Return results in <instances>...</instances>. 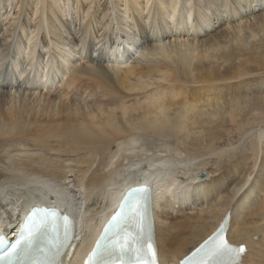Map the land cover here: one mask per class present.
Instances as JSON below:
<instances>
[{"label":"bare ground","instance_id":"obj_1","mask_svg":"<svg viewBox=\"0 0 264 264\" xmlns=\"http://www.w3.org/2000/svg\"><path fill=\"white\" fill-rule=\"evenodd\" d=\"M62 1L63 16L69 10L71 3L76 2L79 4L77 7L87 13L86 16L90 15L85 23L88 24L93 17H99V15H101L99 18L108 20L105 19L109 10L108 0H104L98 6L96 0ZM112 1L120 2V11L125 13V17L118 16L120 21L126 22V18L135 21L139 18L142 30L150 27L155 38L154 42L147 41L144 48H147L148 53L142 51L139 54L140 61L143 59L142 63H145V66L143 64L138 68L133 64L131 67L124 65V61L127 59H125L127 49H133L136 44L135 32H126V30L123 32L125 37L122 40L125 44L124 47L121 48L120 44H117L110 51L108 64H112L108 65V69H112L113 72L98 66H87V63L86 65L80 64V66H76L77 68L70 67L71 64L68 66L69 56L65 53L68 51H61L58 43L61 37V28L64 27V24H61L56 16L61 0H21V3L26 2L25 10L30 7V12L37 15L36 18H38H35L38 21L33 20L35 23H30V27H34V29L31 28L28 34L38 33L37 37H40L41 43L45 40L42 38L43 35L52 37L54 40L46 43L47 53L50 54L51 50V53L55 54V58L60 60V65L53 64V66L44 67L42 64L37 66L35 63L26 73L28 78L31 73L36 75L34 82L40 81L41 88L47 98L41 99L44 93H39L38 96H33L37 102L31 104L28 103L30 100L25 102V96L24 103H19L16 100L20 104H18L19 106L15 100V105L10 103L11 100L5 99L4 103L0 100V105L10 103L8 109L4 108L5 111L3 106H0V108L2 107L0 110V147H2L0 149V198L3 199L4 194L2 195V193L5 188L8 193L7 184L14 185L18 182L16 186H13L14 189H19L20 185L21 188L26 186L32 188L30 194L27 189V191L25 189L21 191L22 193L28 192L27 196L21 194L22 197L13 199L14 202L18 201L19 206L11 202L4 203L6 208L2 207L3 210H0V233L6 234L11 239L16 236L15 228L18 215L15 218L11 217V222L9 221L8 224L3 223L4 218L2 217L5 213L9 214L10 211L15 212L16 207H20L19 214L23 211V215L32 203L68 206L76 222L75 239L78 230L83 229L77 249L68 260V264H80L83 261L85 247L89 243L90 236L98 232L100 224L115 209L125 189L133 184H150L152 187L153 233L160 264L177 262L207 237L226 213L229 215L228 240L234 244H245L247 247L241 264H264V150L258 172H256L258 173L256 177L258 183H250L252 185L249 187L247 186L249 177L246 176H251L253 173L247 164L251 155H247L245 152L236 153L232 152L233 150H222L219 146L221 143L218 131L226 122L225 114H229L230 122L238 126L237 120L244 117V104L247 103L245 97L253 89L251 85L264 82L263 75L261 78H248L234 84H224L225 81L239 79L243 77L242 75L251 76L255 72L264 70V11H260L259 8L260 6L264 7V0L263 3L261 0ZM216 1L220 2V8L211 14L201 7L202 2L216 4ZM241 5L246 8V13L255 16L253 21L237 18L240 15ZM126 12H130L127 17ZM219 12L226 13L236 22L230 26H226V24L223 29L209 33L214 29L209 23L218 19ZM112 19L110 17V21ZM218 20L216 22H219ZM108 21H106L107 24ZM15 22L16 20L13 21V24ZM45 26L48 32H46ZM133 26L140 28L135 23ZM170 28H173L176 35L179 33V36L175 37L174 35L177 39L173 38L172 42L166 39L167 42L163 39L165 37L163 32L172 30ZM11 30L14 32L15 27ZM26 33L27 31L22 29L17 35L16 53H13V62L16 61L13 66L15 67L22 63H20V52L23 53V58L26 60L35 58V55L37 58L41 56L34 43H30L32 45L22 52L21 46L28 38ZM160 39L164 40V43L160 42ZM29 42L25 45H28ZM8 45L5 37L0 38L2 50L8 51ZM70 52L73 53L72 57L76 54L75 50ZM2 54L0 53V60L8 55L6 52L2 57ZM152 58H156V60H152ZM236 60L238 68L234 64ZM117 64L119 65L117 66ZM124 66L125 68H123ZM49 68L52 69V72L49 71ZM8 69L12 72V77L15 75L22 79L27 77L26 75L22 77L20 72L11 71V66ZM3 70L6 72V65L3 66ZM62 72L65 74L70 72L68 80L65 81L67 85L64 87L65 89L62 87L64 91L59 86L63 91L62 94L51 95ZM18 76L15 77L18 78ZM73 84H76L77 89L83 91H93L99 87L104 90L105 96L110 97L107 101L99 99V102H94L95 100H92L93 105L96 106L93 109L91 107L92 110H89L92 101H88V108L86 107L85 100L87 101V99H84L85 103L83 102V104L78 103L80 99L76 100L73 96L68 102H66L68 98L65 102L62 101L60 95L67 96L70 92L65 91L72 88ZM148 87L151 88L148 89ZM245 87L250 88L243 90ZM12 93L14 96L15 92ZM81 100L83 101V98ZM13 107H15L14 110ZM262 118L264 120L263 116L261 120ZM118 119L128 123L120 126L122 121L120 122ZM246 119H248L247 123L251 121L249 118ZM240 123L242 122L240 121ZM167 126L172 127V132L180 141L179 145L183 147H174L177 153L181 150L188 154H201L209 151V155L216 156H213L215 157V159L212 158L213 161H211V157L209 159L211 163L208 174L211 177L205 187L195 186L196 176H192L191 181L187 178L185 184L188 188L183 189H181L180 183H183L181 181L185 179L179 180L177 183L174 178L167 177L162 168L173 167L174 160L170 156L151 159L152 166L150 165L148 168L145 165L140 166L142 158L132 160L133 157L130 153L137 148V138L134 133L136 129L144 128L145 131L164 133ZM260 134L249 148L253 155H258L256 154L257 142L262 138ZM30 147H33V150ZM93 152L99 156V162L95 169L92 167L96 164ZM222 156L224 158L221 159ZM67 157L76 158L79 168H76L75 173L79 171L78 174H80L79 178H77V174L75 175L77 184L79 183L78 185L81 187L84 186L86 191V210L88 203L93 200L89 206L95 212L94 217H87L83 214V217H80L77 214V206L72 200L63 198L64 193L69 191H67L69 186L64 190L63 184L62 186L55 184L65 177L63 163ZM214 165L215 167L211 168ZM251 167L253 168V166ZM92 168L93 170L86 177V173ZM246 169L247 172L244 173ZM122 171L128 172L127 178L118 179L121 177ZM134 171L138 172V176H134L133 173H136ZM54 184L61 189L53 187ZM49 193L53 194L49 195ZM193 193H200L206 200L207 208L202 210L206 212L204 215H190L191 217L185 214L186 218L177 220L173 216V213H177L174 212L175 206L182 199L190 198L194 195ZM80 194L84 196L81 191ZM256 196H260V199L256 200L259 203L252 206L255 201L253 197ZM235 197L238 199L236 205L232 206ZM203 198H198V200L203 203ZM215 199L218 200L215 201ZM102 201L105 202L102 203ZM97 209L99 210L96 211ZM243 210L246 212L243 213ZM190 213H193V210H190ZM11 214L16 213L11 212ZM96 214L98 215L95 217ZM98 218L99 222L95 224L94 222ZM183 223L184 226H182Z\"/></svg>","mask_w":264,"mask_h":264},{"label":"rangeland","instance_id":"obj_2","mask_svg":"<svg viewBox=\"0 0 264 264\" xmlns=\"http://www.w3.org/2000/svg\"><path fill=\"white\" fill-rule=\"evenodd\" d=\"M103 1L104 0H96L97 6H98V4L103 3ZM108 2H109V5H108L109 10L107 12V16L105 15L106 16L105 19L109 20V21L106 20V21H108L109 25L107 24V22L105 20L99 18L101 16L99 14H98L99 17L98 16L93 17V19H91L88 24L85 23V21L87 22V19L90 17V15L88 14V16H86L87 13L84 12V10H82V8L77 7L78 3H76V2L71 3L69 10L66 12L65 16H63L62 10H61V6L63 4V1L61 0L60 8L57 10L56 16L58 18V21H60L61 24H64V27L61 28V32H60L61 37L59 38L58 43H59V49L61 51H63V50L68 51V52H65L68 54L67 56H69V61L67 62V63H69L68 66L71 64L70 67L77 68L76 66H80V64L86 65V63H87V66L88 65H90V66L93 65L92 67L98 66V67H101L103 69L106 68L110 72H113L112 69H108V67H109L108 65L112 64V63L108 64L109 63L108 62L109 56L111 55L110 51H111V49L113 50V47L117 44H120L121 48L124 47L125 44H123V42H122V40L125 37V36H123L124 30H126V32H135V35H136V37H135L136 44L133 46V49H129V50L127 49L128 52L126 51L127 53L125 55L126 56L125 59L126 58L127 59L124 61L125 62L124 65L126 64L125 65L126 67H131L133 64L134 66L136 65L137 67L138 66L142 67L144 64V66H145V63H142L143 59L140 61L139 54H141L142 51H145L146 53H148V51H146L147 48H144L147 44V41H150L152 43L154 42L155 38L153 37L154 35H153L152 31L150 30V27H148L149 29L146 28L145 30H142V27L140 25L141 22H140L139 18L135 21L132 20L131 18H126L127 19L126 22L120 21L118 18L119 15H121L122 17H125V13L120 11V8H121L120 2H117V1L111 2V0H108ZM261 2L263 3V0H261ZM202 3L203 4L201 5V7H203V9L209 14H211L217 8H220V2L219 1H216V4L211 3V2H208L209 4L205 3V2H202ZM195 4H196V2H195ZM25 6H27L26 2L21 3V0H6L4 2H3V0H0V38L5 37L6 42L9 43V45H8L9 50L8 51L2 50L0 48V53H3L1 55L2 57L6 54V52L8 53L7 57L0 60V100L3 101V103L6 100L7 101L11 100L12 102H10V103H12L13 105H15V103H17V105L19 103H24L25 96H26V101H25L26 103L28 100H30L28 103H31V104L34 103L35 104L37 102V100L33 96H38L39 93H41V94L44 93V96L41 95L42 96L41 99H44V97L47 98V95L45 94V92H43V90L41 88L40 81L37 83L34 82V80H35L34 77L36 75H33L34 73L33 74L31 73L29 78H28V76L26 74L27 71L31 67H33L35 63L37 64V66L42 64L44 67L45 66H53V64L56 66L60 65V60H57L55 58V54H52L51 50H50V54L47 53L48 47H46V43L48 44L49 42H51V40H54L52 37L50 38L48 36L46 37L43 35L42 38L43 39L45 38V40H46V42H44L45 40L42 41L44 43L43 44L40 42V37H37L38 33L28 34V32L31 30V28H32V30L34 29V27H30V23H33L34 21H38V20H36L38 18H36L37 15L35 16V15H33L32 12H30V7H27V10H25L26 9ZM101 8H102V6H101ZM259 8H260V11H264L263 6H260ZM245 9L246 8L243 5H241V7L239 9L240 15L237 18L239 19V17H240L241 20L248 19L250 21L251 20L253 21V19H255V16H253V14L250 15V14L246 13ZM105 11H103V12H105ZM98 12H99V10H98ZM217 13H218V11H217ZM256 14H258V13H256ZM127 15L129 16L130 12H126V17H127ZM83 16H84V18H83ZM110 17L113 18L111 21H110ZM218 19H214L212 21V23L211 22L209 23L210 26L212 25L214 27V29L210 30L209 33H214L215 31L223 29L224 25H226V24H227L226 26H228V25L230 26L231 24L236 22L235 19H231L229 17V15H227L224 12H222V14H221V12H219ZM15 20H16V22L13 24V21H15ZM53 20H54V17L52 18V23H53ZM217 20L219 22H216ZM45 21H46V19H45ZM104 22H106V23H104ZM133 23L137 24V26H139L140 28L134 27ZM13 27H15L14 32L11 30ZM45 28H46V32H48V29L46 26H45ZM5 29H7V30L4 31ZM22 29H25L27 31L26 35H28L27 40L21 46L22 52L26 51L29 48V45H32L34 43L35 48L40 51L41 56H39L40 59L37 58L35 55V58H30L29 60H26V58H23V53L21 54V52H20V63L22 62L21 64H23V65L20 64V66H17L15 64L16 65V67H15V66H13L14 63H16V61L13 62V53H16L17 35H18L19 31ZM170 29H172V30H167L166 32H163V35H165V37H163V39L164 40L169 39L168 41L172 42L173 38L177 39L175 37H178L179 33H177V35H176L173 28H170ZM39 35H40V31H39ZM174 35H175V37H174ZM163 41H162V39H160V42H163ZM28 42H29V44L25 45ZM30 43H32V44H30ZM167 46H168V44H167ZM143 49H145V50H143ZM71 50H75L76 51L75 53L77 55L75 54L72 57L73 53L72 52L69 53V51H71ZM77 52L81 53L80 55H82V56L78 55ZM150 56H152V55H150ZM150 56H149V58H150ZM23 59L26 61H24ZM152 60H156V58H152ZM212 60H215V59H212ZM146 61H143V62H146ZM128 64H130V65L128 66ZM234 64H235V67H237L238 61L237 60L234 61ZM5 65H6V72L7 73L4 72V70H3V66H5ZM118 65L119 64H117V66ZM10 66H11V71L20 72L22 77H25V75L27 77H25V79L20 78V76H18V75H15V76H18V78H16L15 76L12 77L11 76L12 72H10V70L8 69ZM125 66L123 68H125ZM49 71L52 72V69L49 68ZM50 74H52V73H50ZM69 75H70V72H66V74L62 72L59 75L58 81L54 85L55 89L51 93V95H58V94L63 93V91L65 89L64 87H66V85H67V82H65V81L68 80L67 77H69ZM263 75H264V70L261 72H255L251 76L242 75L243 77H241L239 79L236 78V79L225 81L224 84H234V83H237L239 81L246 80L248 78H261ZM30 78H31V80H30ZM64 83H66V84H64ZM56 85H58V86L56 87ZM61 85H63V86H61ZM59 86L61 88L62 87L64 88V89L62 88L63 91L61 88H59ZM71 87L72 88H69V90L66 88L67 90L65 92H67V91L70 92V93H68L67 96L60 95L61 96L60 98H62V101L64 100V102H65V100L68 98L66 100V102H68V100H71L74 97L76 100L80 99V102H78V103L83 104L84 99H87V101L85 100L86 103L84 102L86 104V107H87V105H89L88 101H92V100H95L94 102H96V101L99 102L100 100L107 101L109 99L108 97H110V96H105L106 94H105L104 90H102L99 87L95 88L93 91H90V90H84L83 91L81 89H77L78 87H76V84L75 85L73 84V86H71ZM251 87H253V89H251L253 92L250 90L248 96L245 97V99L247 100V103L244 104L243 114H244V117H245V115H246V117L245 118L243 117V119H242V117L239 118L242 123H240V121L238 119L237 120L238 126H236L235 124H232L229 120V114H225L224 119L226 120V122H225L223 127L218 129V131L220 133L219 140L221 143V144H219V146L222 150H227V151L233 150L232 152H236V153H239V152L244 153L245 152L247 155L248 154L251 155L249 157L250 161L247 162V164H248V167H250V170L253 171V173L251 172L252 173L251 176H249V175L246 176V177H249V184L247 185L249 187L252 185V184L250 185V183H255V182L258 183V179L256 178L258 176V173H256V172H258V167L260 165L261 158L263 157L262 153L264 152L263 151L264 150V120H263V118H262L263 121L261 120V117L262 116L264 117V100H263L264 99V82L255 83V85H251ZM25 88H26V90H25ZM58 88H59L60 92H59ZM150 88L148 87V89H150ZM249 88L250 87H245V88H243V90H249ZM75 89H76V91H75ZM12 92H15L14 96L12 95L13 94ZM254 93H256V94H254ZM70 94H71V96H70ZM80 94H81V97H80ZM9 96L13 99H11ZM82 98H83V101L81 100ZM14 100H15V103H14ZM94 102L93 101L90 102L91 105H89L90 106L89 110H92L94 107H96L93 105ZM10 103L9 104L5 103V104H2L0 106H3V110H4V108L8 109V107H10ZM91 107H92V109H91ZM102 107H104V106H102ZM14 108L15 107H13L12 109L14 110ZM0 110H2V107L0 108ZM246 118H249L251 121L249 123H247L248 119H246ZM118 120L120 122L122 121L121 123L118 121V124L120 123L119 124L120 126L125 125V123H128L127 121H124L121 119H118ZM260 132H261V134H260ZM134 133H135L136 138H137V142H136L137 148L134 150V152H131L130 154L133 157L132 160H137V159L142 158L141 159L142 163L140 162V164H142V165H140V166L145 165L148 168L150 165L152 166V160L151 159H155V158H158L161 156H163V157L170 156V158H172L174 160L173 167L172 166L163 167L162 170L167 177H171L170 179L174 178L175 182H177V183L179 182V180L185 179V180L181 181L183 183H180L181 189L188 188L187 184H185V181L187 178H189V181H191L192 176L197 177V179L194 180L195 186H199L200 188H202V187H205L206 184L209 183V179H210L211 175L208 174V172H209L208 169H209L211 161H213V159H215V157H216L215 155H209L210 154L209 151H205V153H201V154L200 153L199 154L198 153L188 154L186 151L181 150L177 153L176 149H174V147L175 148H178V146L181 147L179 145L180 141L176 139L175 133L172 132V127L170 128V126H167L165 128L164 133H160V132L158 133V131L153 132V131H149V130L145 131L144 128L136 129ZM258 134L262 135V138H260V140L258 139V142H257L258 143V150H257L256 154H258V155H253V154H251L249 148L251 147V144L253 142H255V140H257L256 137L258 136ZM181 148H183V147H181ZM0 149H2V147H0ZM30 149L33 150V147H30ZM25 154H27V153H25ZM93 155L96 157V161H94L96 164L93 163L95 166L94 165L92 166L95 169L96 165L99 162V160H98L99 156L96 154V152H93ZM234 155H236V154H234ZM213 156H215V157H213ZM210 157H211V159L213 158L211 161L209 160ZM222 158H224V156H222L221 159ZM66 159L67 160L66 161L64 160V163H63V168H64L63 171L65 174V177L60 182L57 181L55 184H57L59 186H62V184H63L62 187L64 188V190L69 186L70 189L67 188V191L68 190L69 191L67 193H64L65 196H63V198H67V199L69 198V201L72 200V202L77 206V209H78L77 214L80 215V217H83L82 214L86 215L87 217H89V216L91 217L95 214V212L92 211V209L89 206L93 202V200L91 201V203L88 201L89 203H88L87 210H86V205H87V201L85 199L86 191L84 189V186L81 187V185H78L79 183L77 184V178H79L80 174H78L79 171L77 173H75V171L77 170L76 168H79V165L76 164V158L67 157ZM255 163H257V164H255ZM251 166H253V168ZM214 167H215V165L212 166L211 168H214ZM93 168L89 172L86 173V175H85L86 177L90 174V172L93 170ZM155 168H157V167H155ZM137 171H139V170H137ZM137 171H134V172H136V173H133L134 176H136V175L138 176ZM147 172H149V171H147ZM246 172H247V169L244 171V173H246ZM127 173L128 172L124 173V171H122L121 174L123 176L121 175V177H119V178L117 177V178L118 179L127 178ZM75 175L78 177L76 178ZM129 175L132 176V174H129ZM206 178H208V179H206ZM118 179H116V180H118ZM159 180L162 181L163 179H159ZM163 181H165V180H163ZM17 184H18V182H17ZM17 184H14V185L13 184L12 185L7 184V186L9 187L8 189L10 191L8 190V193H7V188L4 189V191L2 193V195L4 194L2 196L4 200L2 198H0V206H1L0 210H3L2 207H4V209H5L6 208L5 204L6 203L9 204L10 202L16 204V206H19L18 201L14 202V200L17 199L18 197H22L21 194L23 196L24 195L27 196L28 192L27 193L21 192V191H23V189H25V191L28 190L29 194L31 193L32 188L28 187V186H26L27 188L26 187L21 188V185H20V188L22 190L20 188H19L20 190L18 188L14 189L13 186H16ZM55 184L52 186L57 188V189H61ZM76 186H80L81 188L76 187ZM28 188H30V189H28ZM13 191H15V192H13ZM80 191H81V193L82 192L84 193V196H83V194H80ZM16 192L18 193L17 195H16ZM0 193H1V191H0ZM36 193L39 194V192H36ZM13 194H15L16 197ZM50 194H53V193H49V195ZM56 194L58 196L62 197V195H60L58 193H56ZM193 194L194 195H192L188 199L187 198L182 199L175 206L174 212H177V213H173V216L176 217L177 220L178 219L183 220L184 217L186 218V216H190V215H196V214L204 215V213L206 212V211H202V210H206V208H207L206 207L207 206L206 200L203 198V196L200 193H193ZM198 198H203V200H204L203 203H201V201H199ZM253 198L255 199V201H253L252 206L257 205V203H259L256 200H259L260 196L259 197L256 196ZM1 199H2V202H1ZM194 199L197 201L196 202L193 201ZM237 199H238V197H235L234 201L232 202V204H233L232 206L236 205ZM216 200H218V199H215V201ZM69 201H68V203L70 204ZM103 202H105V201H102V203ZM19 208L20 207H16L15 212L10 211L11 209L7 210L10 212H9V214L5 213L2 216L4 218V220H3V218H1L3 220V223L8 224L11 217L15 218L19 214V211H21V209H19ZM171 209H170V211L172 212L173 209L172 210ZM98 210L99 209H97L96 211H98ZM190 210H193V213H190ZM11 212L16 213V214L13 215V214H11ZM245 212H246V210H243V213H245ZM182 214H184V215H182ZM185 214H186V216H185ZM97 215L98 214H96L95 217ZM92 222H94V221H92ZM98 222H99V218L97 220H95L94 223L96 224ZM182 226H184V223L182 224ZM12 232H14V230ZM82 232H83V229H79L77 232V240L78 241H80V239H81V234H83Z\"/></svg>","mask_w":264,"mask_h":264},{"label":"snow or ice","instance_id":"obj_3","mask_svg":"<svg viewBox=\"0 0 264 264\" xmlns=\"http://www.w3.org/2000/svg\"><path fill=\"white\" fill-rule=\"evenodd\" d=\"M52 215L55 216L56 213H53ZM63 219L65 221L64 235L65 238H67L70 226L67 223L68 217L64 216ZM110 228L111 225L106 227L105 233L102 235V239L97 242L96 254H100L102 256L101 264H150L149 260L145 258V247L147 249V255H150L153 258L151 264H155L156 253L153 250L150 241L145 243L142 237H137L131 233L126 226L122 229H117L115 237L109 240L108 231ZM140 231L141 233L143 232L142 227ZM121 233L123 234L121 235ZM18 247L19 245L17 248ZM59 247H61L60 244L53 245V248L57 251ZM17 248H13V253H17ZM223 249L238 251L241 253L245 251L243 247H240L238 250L229 249L226 242L223 243ZM34 264H40V262H34ZM45 264H47V262H45Z\"/></svg>","mask_w":264,"mask_h":264}]
</instances>
